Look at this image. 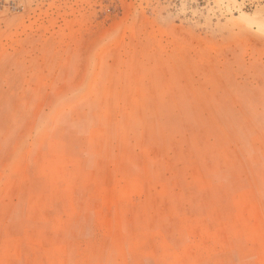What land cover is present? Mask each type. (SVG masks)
I'll list each match as a JSON object with an SVG mask.
<instances>
[{
  "label": "rangeland",
  "instance_id": "rangeland-1",
  "mask_svg": "<svg viewBox=\"0 0 264 264\" xmlns=\"http://www.w3.org/2000/svg\"><path fill=\"white\" fill-rule=\"evenodd\" d=\"M0 264H264V0H0Z\"/></svg>",
  "mask_w": 264,
  "mask_h": 264
}]
</instances>
